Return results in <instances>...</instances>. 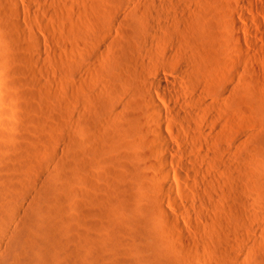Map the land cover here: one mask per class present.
<instances>
[{
  "label": "rangeland",
  "instance_id": "rangeland-1",
  "mask_svg": "<svg viewBox=\"0 0 264 264\" xmlns=\"http://www.w3.org/2000/svg\"><path fill=\"white\" fill-rule=\"evenodd\" d=\"M64 1H66V3ZM94 1L42 0V2H40L42 3V5H39L34 0H19L18 2L21 4L19 9L20 11L17 10L12 11L13 9L10 6L8 0H0V14H1L0 42L1 43L9 42L12 45V47H14L15 49L17 48L14 53L20 52L19 51L20 49H24V50L28 49L29 53L34 55L37 54L36 56L40 58L38 63L37 62L28 63L24 61L21 63L13 64L12 65L13 70L15 68L16 69L15 71H12V69H10L8 66L7 68H9L11 72L10 74H8V79L4 77L5 81L7 79L6 82H8L7 84L10 85V88L12 86L11 90L13 91L14 94L20 93V94H24V96L27 95L26 101L22 100L15 102V104L17 103V106H14L13 110H11V112L15 116V120L18 117L17 119L18 121L16 120V123L18 124L17 130H19L18 133L16 132L17 135L20 134L19 136H22L25 134L26 136H28L30 142L36 143V145L39 146V150L40 147L42 146L43 151L44 152L46 151L43 154H47V157L43 155L44 157L43 159L47 158L48 160L41 159L40 161L38 160V162L32 165L33 167L36 168H33L35 169V171H32V174H30V177L32 175L31 177L32 179H30V181L32 182V184L35 183V185H39V186L45 185V183L47 185L48 180L46 182L45 177H40L42 175H40L39 173L42 170H40V172H37L38 175L37 173L36 175L33 174H35L36 170H38L37 167H39L40 165L42 167H45V168L39 167V169H44V171L46 169H49V171L52 172L55 171V169H57L58 165L53 160V152L59 153L60 158L64 156L65 159L62 158L64 161H67L66 160V158L68 157L67 155L71 152L74 153L75 155L76 153L78 155V152L80 155L87 154L86 156L89 157L90 159L93 157L92 158V161H94L93 170L97 172V174H99L101 177L100 182L98 181L97 183V185L99 186H97V188H95L94 190L92 188L90 189L89 187H87L88 186L87 184L86 185L83 184L84 183L83 180L78 179L77 177L74 178L73 176L71 177L72 178L71 182L73 179H75L73 180L74 182H72L74 183L72 184V186H74L75 188L77 187V189L80 190V192L82 191L84 195H86V193H88V195L91 194V196H94V198H97L98 200V202L95 205L90 207L91 209L81 207L78 208V210L76 208L75 210L73 209V211L71 210H68L69 212L67 211L68 214L66 215V217L69 218L68 219L69 224L77 228L78 231H81L82 235L86 236L87 232L88 233L91 232L92 234V231L94 229L92 228L90 229L91 224L92 225L94 224L96 228V230H94L92 234L93 237L96 238V243H93L90 239L86 238L85 236L83 238V236L81 235L83 243L82 244L80 243L79 246H76V249L79 248L78 251L80 253V258L82 260L81 263L84 262L83 264H170V263L171 264H182V263L183 264L186 263L188 264H202V263L203 264L206 263L264 264V257H263L264 256V248H263L264 247V188L261 187L262 184H263L262 186H264V181H263L264 169H261L263 168L262 166L264 164V86H263L264 58H261V60L259 59L254 64V66H256L255 68L259 70L257 71V73L260 72L259 75L256 74L255 76L257 80L255 79V77L253 78L249 75L248 77L249 82H245L246 84L245 83L243 84L244 86L246 85L245 87L239 85L238 83H237L238 85L235 83V86L230 85L234 92L231 90L230 93H228L229 95L226 94L227 104L219 103L221 109L224 110L226 113L225 116H220V118L219 117L217 118V122L219 123L220 127H218L219 129L218 128L215 129L217 131L214 134L216 136L218 135L219 136L218 137L215 136L213 137V139H208V140L206 139V142L204 143L205 145L208 144V146L211 145L210 147L212 146L214 147L217 144H218L217 146H219L220 148L224 147L225 149L223 148V150L222 149L221 150L224 151L225 153L221 152L219 154V157L226 158L228 154H231L228 158L234 157L232 159L233 161L236 160L237 158L236 163L239 161V157L240 159L246 157V153H245L246 146L247 147L250 146L251 148L253 147V149L256 151L258 150L257 152H255L256 163H254L255 165H253L254 168L252 167V174H254L256 177L258 176V178L261 179L262 183L261 182L259 184L251 183V179L248 178V176L245 173H241L240 177L242 178L244 176V180L242 179L243 180L242 181L241 178L239 180L237 179L236 184L240 185L242 182L241 184L242 186L241 185L240 186L242 187L243 194L240 193L238 199L235 198L236 200L233 198V195H228V194L226 196L222 195L223 197L225 196L224 199H222V196L221 197L219 196L215 201L217 207L220 205L217 209L218 216H216V214H214L213 211H205L201 209L202 207L199 206L200 199L199 198L197 199L196 196H191L192 200L190 198L185 200L186 198L178 194L179 195L178 202L180 204L182 203V206L184 207V209L183 207L182 209L184 211L182 209H180L179 211L178 210L179 208L177 209L176 207H174L173 210L168 205L167 201L164 203V205L166 209L170 213H172L175 219L177 218L176 220H179L183 224L185 229L189 231L187 233L191 235L190 236L191 241L189 242V238L188 240H185L187 239L186 237L184 240H183L184 237H179V236H177L179 240L174 237L171 238V235H168L169 232H166L167 229L163 233L161 232L156 233L155 230L153 229V226L155 225L158 218L154 213V208L158 205V203H156L158 202V199L156 201V198H158L159 194L156 193V190L159 193L158 190L159 188L155 183H153V181L148 182L147 185L148 187L146 186L142 188L140 186V180L142 179V176L148 172L153 173V170L148 169L147 167L144 168L143 164L145 165V163H143L142 161L144 160L154 161L153 159L154 157L152 158L148 149L140 148L136 151L139 152L140 150H142L141 153L146 152L148 153L147 157L148 158L151 157V158L149 159L147 158L142 160L141 162L140 161L137 162L134 161V159H131L133 158L132 155H134L135 153H136L135 155L138 154L134 149L132 148L122 149L118 147V145L120 144L118 138L120 137V135L124 133L125 131L124 129L127 128L126 125H129L133 121L134 115L135 116L137 114L142 115V111H143L142 109H144L143 107L144 104L142 102L143 96L141 94L134 95L132 93L134 95L133 96L131 94L132 92L131 89L133 88L130 86V84H127L120 80L118 81V79L115 78L113 79L112 76L113 74H115L116 71H118L119 68L124 67V65H127L128 61L125 59L127 58L129 59L130 57V55H128L130 54L129 49L128 50L126 49L128 47L133 46L131 52L133 53L137 63L140 64L141 62V64L145 63L146 66L148 65V67L146 68L147 70L143 68L142 70L141 69L139 70L140 68L138 66L139 64H136L135 65L136 67L130 69V73H131L130 75L137 80H141L146 76L152 78L163 77L164 79H169V80H174V79L176 80L180 78L179 77L180 74L177 72V68L179 66L178 65L179 58H177L176 51H175L176 53L170 51V53H167V55L163 59H160L161 61H159L157 56L154 55V53L152 54V52L150 53L147 52L148 49L144 48L141 40L142 36L140 35L142 30H146L148 28V24L144 19H142L143 18L141 17L142 15L139 14L138 11L139 6L135 1L96 0L95 1L96 3ZM214 1L215 0H185V1L180 0V2H183L182 4L180 3V5L183 7L182 11L181 10L180 11L183 14L187 13V15L191 13L189 11H192V14H195L197 18L201 20V22L204 21L203 23L207 26L205 27V29L203 28L204 29L203 33L205 37L208 38L209 40L212 38L215 39V44L219 43L216 45L217 46L215 48L217 50L216 51L212 46L209 47L210 45L209 46L206 45L205 41L202 40L201 42L197 38L199 37L200 30L203 29L196 25L195 26L192 25V27H189V29L187 28V31L189 30L188 34L189 33L191 34L189 35L192 40L191 42L193 45V49L196 50V52L191 49L189 50V48L185 49L184 51L187 54H190V56L195 58L196 60L198 61L200 60L199 62H201L203 65L209 64L208 66L207 65L206 66L210 68L212 72H215L214 74H217V70H218L217 68L221 67V69H223V71L229 77L231 74L234 73L235 68L233 69L231 67H227L228 64L226 65L224 64V68H223V64L216 67L218 61L214 60L216 59L215 54L222 53L224 55V58H225V54H230V55L233 54L232 55L234 56L233 58L237 57L238 54L234 50L235 46L233 45L234 44L236 45L238 42L237 40H235V38H231L232 36L228 32V30H225L222 27L223 21L221 22V20L224 16L223 14L227 13V10L225 12V10H223V7L225 6L226 8L225 4H227V0H223V2L221 0H218L219 2L221 1L220 4L223 3L222 5H220L217 0L216 2ZM229 1L231 3L232 2L236 3L235 0L234 1L229 0ZM260 3L264 4L263 1H260ZM234 5L235 4H233V6ZM236 5L235 8L237 7ZM33 13L36 19L34 18V15H31ZM5 17L7 20L4 19ZM21 27L22 29L24 28L26 30H21L20 29ZM145 27L147 28L145 29ZM33 28L35 29V32L38 33V36H40V39L42 40L44 47L50 48L49 51L48 48L46 51L45 49H40L39 47H37L35 43L36 38H32V36H28L26 33L24 34V32L27 31L28 29L30 30ZM126 30H129L130 34L125 39V46L120 43L117 44L116 41L121 39V37L124 34V31ZM193 38L195 41H193ZM231 39H232L231 42L233 43L230 44L229 42ZM258 42L264 45L263 41H258ZM1 47L2 46L0 45V49ZM120 47L123 48L121 49ZM194 47L197 48L195 49ZM30 51H33L34 53ZM192 51H194L195 53ZM197 51L199 52L197 53ZM14 53L12 54V56L16 55ZM53 53L56 54L54 55ZM198 54L201 56H199ZM212 54L214 55V57ZM69 55L71 57H69ZM62 58L66 60H62ZM98 60L100 63L98 62ZM157 61L165 65L164 69L163 67L160 69V67L158 66L159 63ZM95 65L96 67H94ZM90 71L93 72L90 73ZM242 71L240 74L246 75L244 74L245 72L243 71L242 73ZM250 78L251 80L253 78L255 81L252 80L250 82ZM0 79H2L1 75H0ZM23 79L26 81H24ZM27 79L28 81L30 80V83L27 81ZM21 80H23L22 81L23 83L21 82ZM40 81L42 82L43 85L41 84ZM17 82L18 83L21 82V83L18 84ZM216 88L217 86L213 85L212 89L214 91ZM243 88L245 89V91ZM249 88L252 90H250ZM219 90L221 89L218 87L216 91L218 95H220ZM30 93L32 95H30ZM129 94L131 96H129ZM6 95H7L6 90L4 89L0 90V97H5ZM154 98L159 102V98L157 94L154 95ZM35 102L36 104L33 105V103ZM19 103L22 104L20 105ZM23 103H25L24 106ZM26 105L29 106V108L31 106V110L28 115L29 117L28 121L23 123L20 120L22 119L21 117L24 115ZM243 107H246V109L248 110L247 113L245 112L246 114L241 113V111L239 110L242 109ZM110 110L111 112L114 113L115 116L113 117L106 116V112ZM238 111H240V113H238ZM107 119H109L108 122L105 121ZM220 136H222V138ZM100 140L103 142H101ZM52 148H54V150ZM71 148L73 150H71ZM242 149H244V151ZM47 150H49L50 152L49 151L47 152ZM118 151L120 152V155L122 153H124V155L127 153V156L131 155V158L128 156L130 159H127L128 161L126 160L127 166L124 167L125 170L123 169L124 170L123 175L125 176L126 180L124 181L125 183L123 182L121 184L122 185L121 186L122 188L120 187L121 189L118 186L116 187L113 186L112 189L110 187L111 190L106 191L107 193L105 194L106 195L105 196L103 194L104 187L106 190V186H105L106 184L104 185V179L108 177L110 178L112 176L111 173H113L112 169L115 167L114 164H116L117 162V158H118L117 155L119 154ZM60 155H62V157ZM45 162L47 164H45ZM51 165L52 168H50ZM54 166L56 168H54ZM59 170L60 169L58 168V171ZM214 171L216 175H218L217 178L218 179L221 178L220 181L222 179L224 180L223 177L226 176L225 174H227L226 178H228V173H229L228 171L227 173H225L226 171L224 170L225 171L224 172L223 169L222 171H218V170H214ZM67 173L70 172L68 171ZM230 176H232V174H230ZM172 178L174 180L173 176ZM248 179L250 181H248ZM38 182H40L41 185ZM217 182L216 184H214L215 183L214 181L211 183V185H213L214 189L217 188L216 189L217 191L219 189L220 190L219 192H221V190L224 191L225 189L224 187H226V184H228L227 180L224 181L226 182V184H224V182H222L223 184H219ZM115 188L117 190H115ZM193 188L197 189V187L195 186ZM119 189L121 190V193ZM113 191H115V193H113ZM128 193L130 194V196L133 195L131 198H128L130 201H126L128 200L127 199V195H129ZM249 193L251 195H249ZM239 197L241 198L240 200ZM193 203H195L198 206L195 207L196 205ZM234 208L236 209L237 212L235 211ZM38 211L37 212L39 213V215L38 213L36 214L34 223L35 225L37 224L36 229L41 231L42 229L45 228L44 225L47 221L46 220L47 218L44 216L42 217L41 210ZM87 213L89 216L86 215ZM189 215H192L193 218L196 219L197 221L196 227L194 226L195 223L194 225L188 223L189 217L187 218V216ZM204 217H207V221L204 220ZM211 223L212 225H210ZM7 225L10 228H12L13 231L19 229L20 226L18 225L17 222H14L12 218L8 219ZM155 227L156 226H154V228ZM194 227L196 229L198 227L199 228L197 230L196 229L194 230ZM168 237L171 240L170 243L172 245L179 246L180 244L179 247H184L185 249L187 248L189 249V251L193 250L192 252L196 253L197 256L199 255L200 256L199 257L196 256V258H193L194 260L193 259L190 260V258H188L186 254H183L181 258L182 260H185V262L184 261L177 262L172 257L168 258L167 256L169 255L166 253L168 249V244H167ZM204 238L208 240V242L210 241L209 242L210 246H208L207 241H204L205 240ZM201 239L202 242L203 241L204 242L202 245H199L202 243L201 241H199ZM197 241H199L200 243L198 244ZM193 242L195 243L197 242L196 245H198L199 249L196 246H194L195 243L194 245L192 244ZM246 242L248 245L247 244L245 245ZM10 243L12 244L13 241H11ZM230 246L232 247L231 249ZM224 252L227 254H225ZM61 253L63 252L61 251L59 252L58 255H55L53 257L54 264H59V263L62 264V262L67 259L66 255L68 254L65 255L63 253L61 255ZM160 253H163L164 256ZM165 253L167 256H165ZM233 253L235 254L234 256ZM57 257L62 259L63 261L57 259ZM89 257L91 258V260L89 259ZM183 257L186 258L183 259ZM58 260H60V262H58ZM203 261H206V263H204Z\"/></svg>",
  "mask_w": 264,
  "mask_h": 264
},
{
  "label": "bare ground",
  "instance_id": "bare-ground-1",
  "mask_svg": "<svg viewBox=\"0 0 264 264\" xmlns=\"http://www.w3.org/2000/svg\"><path fill=\"white\" fill-rule=\"evenodd\" d=\"M8 1L10 3V6L13 9L12 11H14V10L20 11L19 9H20L21 4L18 2L19 0H8ZM34 1H36V3H38L39 5H42V3H40V2H42V0H34ZM58 1H60V0H58ZM92 1H94V0H92ZM133 1H135L137 3V5L139 6L138 11H139V14L142 15L141 16V17H143L142 19H144L148 24V28L145 27V29L146 28L147 29L142 30L141 35H140V36H142L141 40H142V44H143L144 48L148 49V50L146 49L148 53H150V52H152V54L154 53V55L157 56L159 61H161L160 59H163L167 55V53H170V51L171 52L176 51L177 52V58H179V61H178L179 66L177 68V72L180 74V76H179L180 78H178L176 80L175 79L169 80V79H164L163 77L152 78V77L146 76V74H145L146 77H144L141 80L134 79L130 75L131 74L130 69H132L133 67H136L135 65L139 64V63H137L136 59L134 58L133 53L131 52L133 46L126 48L127 50L129 49V53H130V54H128V55H130L129 59L128 58L125 59L128 61L127 65L123 64L124 67L119 68L118 71H116L112 77H113V79L114 78L118 79V81L120 80V81H123L127 84H130V86L133 88V89H131L132 90L131 94L132 93L134 95L141 94L143 96V99L142 98L141 99L143 100L142 102L144 104V106H143L144 109H142L143 110L142 115L141 114H137L136 116L134 115V119L131 117L133 119V121L131 120L132 122L129 125H126L127 128L124 129L125 130L124 133L123 134L121 133L122 135H120V137L118 138L119 143H120L118 145V147H120L122 149L132 148L135 151L140 149V148L141 149H143V148L148 149L152 158L154 157L153 158L154 161L153 160L145 161L144 159L148 158L147 157L148 153H146V152L141 153L142 150H140L139 152L136 151L138 154L135 155L136 154L135 153L134 155H132L133 158H131V155L130 156L128 155V156L137 162L138 161L141 162L142 160H144V161H142L143 163H145V165L142 163L144 168L147 167L148 169L153 170V173L148 172L142 176V179L140 178L141 179L140 180V186L142 188L146 187L148 185V182H150V181H153V183H155L159 188L158 189L159 193L156 190V193L159 194V196L157 195L158 198H156V201L158 199V202H156V203H158V205L156 204L157 206L154 208V213L156 214L158 220L156 221L155 225L153 224L154 226H156L155 228L153 226V229L155 230L156 233L157 232L163 233L167 229L166 232H169L168 235H171V238L174 237V238H177L179 240V238L177 237V236H179V237H184L183 238V240H184L186 237L187 239H185V240H188V238H189V242H190L191 241L190 240L191 235H189L187 233L189 231H187L185 229V227L183 226V224L179 220H176L177 218L175 219V217L172 215V213H170L166 209V207L164 205V203L166 201L168 202V205L173 210H174V207H176L177 209L179 208L178 210L180 211V209H182L183 206H182V203L180 204L178 202L179 195L186 198L185 200H187L188 198H190L192 200L191 196H196L197 199L198 198L200 199L199 200V203H200L199 206L202 207L201 209H203L205 211H213L214 214H216V216H218L217 209L220 205L218 204L219 206L217 207L215 201L219 196L220 197L222 195L226 196L228 194V195H233L234 199L235 198L238 199V196L240 195V193H242V187H241L242 182L240 184L241 186L236 184L237 179L239 180L241 178L240 177L241 173H245L248 176V178L251 179V183H255V184L258 183L259 184L261 182V179H259L258 176L256 177L254 174H252V167H253V165H255L254 163H256L255 152H257L258 150L256 151L253 149V147L251 148L250 146L247 147L245 145L246 146V150H245L246 151L245 152L246 157L241 158V159L239 157V161L236 163L237 158L234 161L232 160L234 157L228 158L231 154H228V156H226L224 154L226 156V158H220L219 157V154L221 152H224V151H222L224 147L220 148L219 146H217L218 144L214 147L213 146L210 147L211 146L210 144H209L210 146H208L207 143H206L207 145H205L204 143L206 142V139L207 140L213 139V137L216 136L214 133L217 130H215V129L220 127L219 123L217 122V118L218 117L220 118V116L226 115L225 111L221 109L219 103L227 104L226 103L227 102L226 101L227 100L226 94L229 95L228 93H230V91L232 90L231 86L232 85L235 86V83L236 84L238 83L239 85L244 86L243 84L245 82H249L248 81L249 75L254 78L256 76V74L257 75L260 74V72L257 73V71H259V70H257L255 68L256 66H254V64L259 59L261 60V58H264V45L260 44L258 42V41L264 42V4L260 3V1L264 2V0H235L236 3H233V2L232 3L235 5L237 4L236 8H235V5L233 6V4L229 0H227V4H225L226 8H225V6L223 7V10H225V12L227 10V13L223 12L224 13L223 14L224 19L222 18V20H221V22L223 21L222 27H223V29L228 30V32L232 36L231 38H235V40H237L238 43L236 45L235 44L234 45L232 44V45L235 46L234 50L236 51L238 56L233 58L234 57V56H232L233 54L232 55L225 54V58H224V55L222 53H216L215 54L216 59H214V58H212V59L218 61V64L216 65V67L223 64V68H224V64L225 65L228 64L227 67H231L233 69L235 68L234 73L231 74L229 77L226 75V73L223 71V69H221V67L217 68L218 69L217 74H214L215 72H212L211 69L207 67L209 64L208 65L206 64L207 66L203 65L201 62H199L200 60L199 61L196 60L195 58L191 57L190 54H187L184 51L185 49H188V48H189V50L190 49L194 50L192 42H191L192 40L190 38L191 34L190 33H189L190 35L188 34L189 30L187 31V28L189 29V27H192V25H194V26L196 25L202 29L203 28L205 29V27H207V26L203 23L204 21L201 22V20H199V18H197V16L195 14H192V11H189L191 13L188 15H187V13L183 14L181 12L183 7L180 5V3L182 4L183 2H180V0H141V1L138 0L139 2L136 0H133ZM182 1H185V0H182ZM221 1L223 2V0H221ZM221 1L220 2L218 1V3L220 4ZM64 2L66 3V1H64ZM214 2H216V0ZM90 4H92V3H90ZM222 4H220V5H222ZM95 5H97V4H95ZM32 10H34V9H32ZM31 15H34V13ZM36 16H38V15H36ZM34 18H35V15H34ZM4 19H6V17ZM209 28H211V27H209ZM20 29L26 30L24 28L22 29V27ZM204 29L200 30V34H199V37L197 39L200 40L201 42H202V40L205 41L206 45H208V46L210 45L209 47L212 46L215 49L217 47L216 45L219 43L215 44V39H213V38L210 39L211 41L208 38H206L204 33H203ZM28 30L25 31L24 34L26 33L28 36H32V38H36V41H35L36 46L39 47L40 49H45L47 51L48 47L47 48L44 47L42 40L40 39V36H38V33L35 32V29L33 28V29H30L29 31ZM129 34H130L129 30L124 31L123 36L121 37L120 40L116 41V43L117 44L120 43V44H123L125 46V39L128 37ZM51 35H54V34H51ZM105 35H106V33H105ZM193 41H195L194 38H193ZM231 41H232V39L230 40V42L228 40V42L230 44L233 43ZM116 43H115V46H116ZM0 45L2 46L0 49V75L2 77V79H0V90L4 89L7 91V95L5 97H0V264H54L53 263L54 262L53 257L55 255H58L59 252H61V251L65 255L68 254V255H66L67 259L66 258H65L66 260L64 259L65 261H63L62 259L57 257V259H60L63 261V262L61 261L62 264H83L84 262L81 263L82 260L80 258V253L78 251L79 248L76 249V246H79L80 243L81 244L83 243L82 236L84 238L85 235H82L81 231H78L77 228H75L73 225L69 224V222H68L69 218H67L66 215L68 214L67 213L68 210L73 211V209L75 210L76 208L78 210V208H81V207L82 208L83 207L90 208L91 206L95 205L98 202V200H97V198H94V196H91V194H89L90 195L89 196L88 193H86V191L88 189L85 191L86 195H84L82 193V191L80 192V190L77 189V187L75 188L74 186H72V184H74L72 182H74L73 180H75V179H73L71 182V179H72L71 177L73 176V178L77 177L78 179L83 180L84 181L83 184H85V185L87 184L88 185L87 187H89L90 189L92 188L93 190L95 188H97V186H99V185H97V183H98V181L100 182L101 177L99 174H97V172H95L93 170V167H94V161H92L93 157L90 159L89 157L86 156L87 154L80 155L79 152L77 151L78 155H77V153L75 155L74 153H72L70 151L71 153H69L67 155L68 157L66 158L67 161H64L62 159V158H64V156L62 157V155H60L62 157V158H60L59 153L53 152L54 148H52L53 149L52 150L53 160L58 165L57 169H55V171H52V172L49 171V169H46L44 171V169H39V167H41V168H45V167H42L39 164L40 166L38 165L39 167H37L38 170H36L35 174H33V175H36L37 172H40V170H42L39 173L42 176H40V175L39 176L45 177L46 182L48 180V183H47V185H46V183H45V185H41V183H40L41 181L38 182V183H40L41 186L35 185V183L32 184V182L30 181V179H32L31 178L32 175L30 177V174H32V171H35V169H33V168H36V167H33L32 165L34 163L38 162V160L40 161L41 159H43L44 158L43 155L45 157H47V154H43L46 151L45 152L43 151L42 146L40 147V150L42 149L40 151L39 146H37L36 143L30 142L28 136H26L25 134L22 135L23 134L22 132H21L22 136H19L20 134L17 135L19 130H17L18 124L16 123V120L18 119V117L15 120V116L11 112V110H13L14 106H17V103L15 104V102L22 101V100L26 101L27 95L24 96V94H20V93L14 94L13 91L11 90L12 86L10 88V85H8L7 84L8 82H6V81L8 79V74H10V72H11L10 69H12V71L16 70L15 68L13 70V66H12L13 64L21 63L24 61H26L28 63H30V62L31 63L32 62L38 63L40 58H38L36 56L37 54L34 55V54L29 53L28 49L27 50L20 49L19 50L20 52L14 53L17 48L15 49L14 47H12V45L9 42H7V43H1L0 42ZM36 46H34V47H36ZM29 49H31V48H29ZM49 49L50 48H48V51H49ZM168 49H169V51H168ZM143 51H144V49H143ZM194 51L196 52V50H194ZM194 51H192V52H194ZM30 52H33V51H30ZM198 52L199 51H197V53ZM13 53L16 55L12 56ZM53 54L55 55L56 53H53ZM199 56H201V55H199ZM69 57H71V56L69 55ZM213 57H214V55H213ZM62 60H66V59L62 58ZM214 60H213V62H214ZM217 61H216V63H217ZM98 62H99V60H98ZM158 63H159L158 66L160 67V69L162 67L164 69L165 65H163L161 62H158ZM214 64H215V62H214ZM214 64H213V66H214ZM97 65H98V63H97ZM150 65H151V62H150ZM8 66L10 69L7 68ZM138 66L140 67L139 70L140 69L142 70V68L147 70L146 68L148 67V65L146 66L145 63L141 64V62ZM94 67H96V65ZM89 70H91V69H89ZM242 70L245 72L244 74H246V75L240 74ZM96 71H97V69H96ZM243 71H242V73H243ZM92 72L93 71H90V73H92ZM13 73H11V74H13ZM140 74H141V72H140ZM4 77L7 78L6 81H5ZM33 77H34V75H33ZM25 78H26V76H25ZM90 78H92V77H90ZM253 78H252V80H254ZM255 79H256V77H255ZM23 80H21V82ZM252 80L250 78V82ZM24 81H26V80H24ZM27 81H28V79H27ZM21 82H19V83H21ZM28 82L30 83V80ZM41 84H42V82H41ZM249 84H247V85H249ZM213 85H216L217 88L219 87L221 89V90H219L220 95H218L216 93L217 88L215 89V91L212 89ZM263 86H264V84H263ZM47 90H49V89H47ZM250 90H252V89H250ZM244 91H245V89H244ZM44 93H45V91H44ZM245 93H247V92H245ZM155 94L158 95L159 102L154 98ZM30 95H32V94L30 93ZM129 96H131V95L129 94ZM216 96H217V99H216ZM25 103H23V106ZM34 104H36V102L33 103V105ZM128 104H130V103H128ZM135 105H136V103H135ZM138 106H139V104H138ZM25 107H26V109H25L24 115L21 117L22 119L20 118L21 119L20 121H22L23 123L28 121V119H29L28 115H29V112L31 110V106H30V108L27 105ZM15 108H17V107H15ZM22 110H23V108H22ZM239 110L241 111V113H245V112L247 113L248 112L246 107H243L242 109H239ZM249 110H250V108H249ZM240 111H238V113H240ZM127 115H128V113H127ZM106 116L107 117H113L115 115L110 110V111L106 112ZM109 119H107L105 121L108 122ZM29 121H31V120H29ZM28 124H29V122H28ZM28 132H30V131H28ZM218 136H216V137H218ZM220 137L222 138V136H220ZM45 139H46V137H45ZM101 142H103V141H101ZM49 145H51V144H49ZM241 146H243V145H241ZM72 147H73V144H72ZM44 148H45V146H44ZM244 149H245V147H244ZM244 149H242V150L244 151ZM71 150H73V149L71 148ZM48 151L49 150H47V152ZM139 153H141V154H139ZM117 156H118L117 162H116V164H114L115 167L112 169L113 170V173H111L112 176L110 178L108 177V178L104 179V185L106 184L105 185L106 190L104 187V193H103L104 195L107 193L106 191L111 190L113 186H115V187L118 186L120 188L122 186L121 184L126 180L125 176L123 175V172L125 170L124 167L127 166L126 160L130 159V158L127 156V153L125 155H124V153H122L120 155V152H119V154ZM149 158H151V157H149ZM45 159H47V158H45ZM45 159H43V160H45ZM261 161H262V159H261ZM45 164H47V163L45 162ZM256 166H258V165H256ZM262 167L263 168H261V169H264V164ZM50 168H52V165ZM54 168H56V167L54 166ZM58 168L61 171L60 170L58 171ZM222 169H223V171L224 170L226 171V172L224 171L225 173H227V171H228L230 174H232V176H230V174L228 173V178H226L227 174L224 173L226 176L223 177L224 178V180L222 179L223 181L222 180L220 181V179H221L220 176H219L220 179H218L217 178L218 175H216L214 170L222 171ZM68 171L70 173H67ZM37 175H38V173H37ZM172 176L174 177V180H173ZM242 179L244 180V176L241 178V180ZM217 180H218V182H217ZM225 180H227L228 184H226V182H224ZM214 181H215L214 184H216V182L219 183V181H220L219 184H223L222 182H224V184H226L227 190H226V187H224L225 188L224 191L221 190V192H219L220 191L219 189L217 191L216 190L217 188L214 189L213 185H211V183ZM248 181H250V180L248 179ZM207 182H208V185H207ZM209 182H210V184H209ZM239 183H240V181H239ZM262 185H261V187L264 188V186H262ZM194 186L197 187V189L193 188ZM110 187H111V189H110ZM118 187H117V189H118ZM107 188H109V189H107ZM117 189L115 188V190H117ZM220 189H223V188H220ZM98 190H99V188H98ZM146 190H148V189H146ZM126 191H128V190H126ZM113 193H115V191H113ZM120 193H121V190H120ZM123 193H124V191H123ZM234 195H235V197H234ZM249 195H251V194L249 193ZM112 196H114V195H112ZM132 196H130V194L127 195V199L131 198ZM157 196H155V197H157ZM119 197H121V196H119ZM224 197L222 196V199H224ZM227 197H229V196H227ZM240 199L241 198L239 197V200ZM124 201H125V199H124ZM126 201H130V200L128 199ZM188 202H189V200H188ZM190 203H191V201H190ZM121 204H122V202H121ZM193 204H195V203H193ZM197 206L198 205H196L195 207H197ZM231 206H232V203H231ZM238 206H240V205H238ZM183 209H184V207H183ZM38 210H41L42 217L44 216L47 218L46 219L47 221L44 225L45 228L42 229L41 231L36 229L37 224L35 225V223H34L36 214L39 212ZM220 210H221V208H220ZM88 211H90V210H88ZM235 211H236V209H235ZM91 212H90V214H91ZM88 213L86 215H88ZM38 215H39V213H38ZM192 215L187 216V218L189 217L188 223L193 224V225L195 223L194 226L196 227L197 221H196V219L193 218ZM219 215H220V213H219ZM9 218H12V220L14 222H17L18 225H20L19 229L16 228L17 230L13 231L12 228H10L7 225V221ZM211 219H212V217H211ZM204 220L207 221V217H204ZM201 222H202V220H201ZM212 222H213V220H212ZM83 223H85V222H83ZM89 224H91V223H89ZM84 225H86V224H84ZM87 225H88V223H87ZM93 225L91 224L90 229L92 228V229L96 230L95 225L94 226ZM205 225H206V223H205ZM210 225H212V223ZM195 227H194V230L196 229ZM213 228H214V226H213ZM93 231H92V234H93ZM87 233H86L85 237L90 239L93 243H96V238L93 237L91 232H89L88 234ZM218 233H220V232H218ZM198 234H199V232H198ZM262 235H263V233H262ZM123 237H125V236H123ZM169 237H168V243H167L168 249L166 251V253L169 256H167L166 253H165V256H167L168 258L172 257L177 262H183V261L185 262V260H182V258H181L183 254H186L188 256V258H190V260L193 258H196L197 255H196V253L192 252L193 250L189 251V249H187V248L185 249L184 247H179L180 244H179V246L172 245L170 243L171 240L169 239ZM173 240H175V239H173ZM11 241H13L12 244L10 243ZM199 241L202 242V239ZM199 241H197L198 244L200 243ZM204 241H207L208 246H210L209 245L210 241L208 242V240H206V239ZM238 241H239V239H238ZM189 242H187V243H189ZM203 242L199 245H202ZM194 243L195 242H193L192 244L194 245ZM196 243L194 246H196L199 249V247H198V245H196ZM225 243H227V242H225ZM246 244H247V242L245 243V245ZM208 248H210V247H208ZM231 248L232 247L230 246V249ZM198 249H197V251H198ZM260 249H262V248H260ZM224 250H226V249H224ZM233 250H235V249H233ZM63 253H61V255ZM222 253H223V251H222ZM160 254L163 255V253H160ZM225 254H227V253H225ZM252 254H254V253H252ZM234 255L235 254L233 253V256ZM199 256H197V257H199ZM208 257H210V256H208ZM243 257H244V255H243ZM185 258L186 257H183V259H185ZM89 259L91 260L90 257H89ZM60 260H58V262H60ZM239 261H240V259H239ZM203 262L206 263V261H203ZM215 263H216V261H215ZM59 264H61V263H59ZM186 264H188V263H186ZM206 264H208V263H206Z\"/></svg>",
  "mask_w": 264,
  "mask_h": 264
}]
</instances>
